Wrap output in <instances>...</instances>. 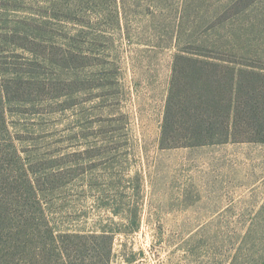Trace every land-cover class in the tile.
<instances>
[{
	"label": "rangeland",
	"instance_id": "obj_1",
	"mask_svg": "<svg viewBox=\"0 0 264 264\" xmlns=\"http://www.w3.org/2000/svg\"><path fill=\"white\" fill-rule=\"evenodd\" d=\"M95 1L0 0V181L43 209L1 185L0 264L264 261V143H161L177 53L260 86L264 0Z\"/></svg>",
	"mask_w": 264,
	"mask_h": 264
},
{
	"label": "trees",
	"instance_id": "obj_2",
	"mask_svg": "<svg viewBox=\"0 0 264 264\" xmlns=\"http://www.w3.org/2000/svg\"><path fill=\"white\" fill-rule=\"evenodd\" d=\"M94 2L97 3L95 0ZM81 7V4L75 5V12ZM209 44L215 48H229L235 53L226 52L230 57L225 58L208 56L203 61L189 53L175 55L161 129L162 146L171 148L227 142L264 143V80L260 82V86L255 85L254 79L257 76L251 71L236 68L238 65H250L238 58L242 53L233 49L234 45L229 41L223 43L221 40H214ZM198 63L202 65L197 66ZM187 68L191 69V75L186 74ZM181 70L184 71L183 74H180ZM244 74L248 76L245 77ZM7 94L5 90H0V97ZM23 169L27 175V170ZM27 179L26 182H21L18 188L15 179L6 178L5 181H0V187L5 184L6 188L16 190L17 204L20 199L26 200L29 197V201L43 212L38 188L34 182L29 183V178ZM29 189L32 195H29ZM32 212L29 210L30 216ZM30 228L33 233H39L35 228ZM48 232L54 241L56 237L52 228ZM91 237L97 241V245L106 243L107 248L104 258L102 254L97 253L102 262L96 264H109L113 233L101 230L91 234ZM238 264H264V261Z\"/></svg>",
	"mask_w": 264,
	"mask_h": 264
}]
</instances>
